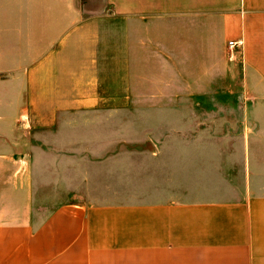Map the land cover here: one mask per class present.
<instances>
[{"label": "crops", "instance_id": "0c3cea01", "mask_svg": "<svg viewBox=\"0 0 264 264\" xmlns=\"http://www.w3.org/2000/svg\"><path fill=\"white\" fill-rule=\"evenodd\" d=\"M119 20L125 100L212 99L218 53L237 50L258 121L224 137L219 125L166 129L151 149L154 191L49 205L35 192L45 158L94 162L91 135L58 128L124 104ZM108 38L113 67L102 68ZM187 77L172 93L169 80ZM0 264H264V0H0Z\"/></svg>", "mask_w": 264, "mask_h": 264}, {"label": "rangeland", "instance_id": "374dc122", "mask_svg": "<svg viewBox=\"0 0 264 264\" xmlns=\"http://www.w3.org/2000/svg\"><path fill=\"white\" fill-rule=\"evenodd\" d=\"M106 29L110 28L104 27V30ZM124 34L125 26L119 20L120 77L124 92V104L121 107L91 108L85 113L77 110L73 119L76 128L72 131L65 126L58 128L59 120L53 124L56 126L55 130L58 128L56 136H62L73 131L77 134L87 133L88 136H92L95 153L91 156L94 162L89 165L90 172H87L88 168L85 165L82 166L86 164V159L82 157L73 159L45 158L50 169L45 176L39 174L37 169L38 181L35 192L38 200H46L50 205L75 198L89 199L90 196L107 198L113 195H127L131 199H135L141 192L154 191L151 183V176L153 175L151 149L157 142H165V136L160 134L166 129L219 125L221 128L220 136L224 137L231 130L236 133L244 124L258 121L255 118L257 115L251 113L257 103H253L246 92L240 69L241 54L237 50L233 51L235 52L233 56L229 54L228 57L224 53L217 52L219 88L217 90L218 95L213 96L212 99L155 104H132L131 101L135 100H125L126 96L130 97V78L132 75L127 72V58L125 57L127 39H125ZM108 39V43L101 45L103 52L100 54L99 63L102 68H104L103 66L113 67L112 43L110 38ZM226 59L234 62L233 73L225 67ZM174 73H169V76L171 77ZM188 74L187 71L186 76ZM99 78L113 81V75L106 74V72ZM75 80H81V78ZM185 82L187 85L192 83V77L190 79L187 77L186 81L171 78L169 83L172 84V93H175L176 90H184L182 86L185 85ZM110 84L112 85V83ZM176 86L181 87L177 88ZM176 93L178 94V92ZM179 93L188 94L190 91ZM55 130L54 128L49 129V131ZM52 135L51 132L49 136ZM117 135L120 136L119 139L115 138ZM98 149L100 152H96ZM37 150L35 148V151ZM61 160L67 162L68 165H73V167L68 166L66 172L61 173L60 168L55 167ZM36 162L38 161L36 160ZM70 168L73 169V172ZM87 177H90V183H85V188L71 189L73 184L83 180L87 181L85 179Z\"/></svg>", "mask_w": 264, "mask_h": 264}, {"label": "built area", "instance_id": "2783aa9c", "mask_svg": "<svg viewBox=\"0 0 264 264\" xmlns=\"http://www.w3.org/2000/svg\"><path fill=\"white\" fill-rule=\"evenodd\" d=\"M242 41L241 40H237V41H229V46L230 47H237V45H241Z\"/></svg>", "mask_w": 264, "mask_h": 264}]
</instances>
